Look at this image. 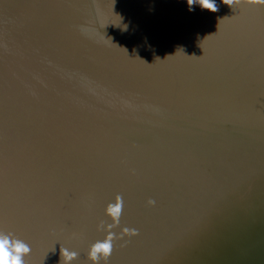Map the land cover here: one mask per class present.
<instances>
[{"label": "water", "instance_id": "obj_1", "mask_svg": "<svg viewBox=\"0 0 264 264\" xmlns=\"http://www.w3.org/2000/svg\"><path fill=\"white\" fill-rule=\"evenodd\" d=\"M0 0V233L60 264H264V0ZM154 205H149V200Z\"/></svg>", "mask_w": 264, "mask_h": 264}, {"label": "clouds", "instance_id": "obj_2", "mask_svg": "<svg viewBox=\"0 0 264 264\" xmlns=\"http://www.w3.org/2000/svg\"><path fill=\"white\" fill-rule=\"evenodd\" d=\"M225 5L230 6V0H221ZM186 4L189 7V11H192V6L199 5L202 10L215 13L218 11V7L215 0H186ZM149 205H154V200L148 201ZM124 208L123 196L117 194L114 201L109 203L105 208V216L110 219L111 222L101 221L98 225V230L106 233V236L102 240L94 242L87 253L88 259L92 264H100V261H107L113 252V243L116 240H121L125 236L134 237L138 235V229L123 227L120 230L119 235L114 229L120 226V217ZM31 251V247L25 241L14 238L11 233H0V264H25L24 257ZM79 253L68 248L60 249V264H71L76 260Z\"/></svg>", "mask_w": 264, "mask_h": 264}]
</instances>
